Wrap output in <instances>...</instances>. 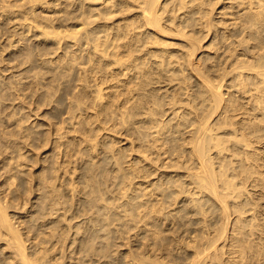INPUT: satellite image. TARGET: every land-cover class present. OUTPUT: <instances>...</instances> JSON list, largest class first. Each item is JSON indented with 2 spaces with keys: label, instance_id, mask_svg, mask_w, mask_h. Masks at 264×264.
<instances>
[{
  "label": "bare ground",
  "instance_id": "bare-ground-1",
  "mask_svg": "<svg viewBox=\"0 0 264 264\" xmlns=\"http://www.w3.org/2000/svg\"><path fill=\"white\" fill-rule=\"evenodd\" d=\"M224 1L0 0V19H22L19 44L37 38L14 45L24 73L0 75V264H264V0H229L215 21ZM12 94L28 111L9 124ZM114 128L126 150L101 141ZM116 179L132 186L119 203Z\"/></svg>",
  "mask_w": 264,
  "mask_h": 264
},
{
  "label": "rangeland",
  "instance_id": "rangeland-1",
  "mask_svg": "<svg viewBox=\"0 0 264 264\" xmlns=\"http://www.w3.org/2000/svg\"><path fill=\"white\" fill-rule=\"evenodd\" d=\"M210 1H212V0H210ZM229 0H225L223 3H221V5L219 4H217V6H216V8L214 9V11H213V17H214V20L215 21H220V20H223V21H225V20H227V19H230L229 17H230V13L231 12H233V10H231L230 9V7H228V8H226V10L224 11L225 13H226V15L225 14H223L224 12H223V10H222V8H223V6L224 5H226L227 4V6H229V2H228ZM225 3V4H224ZM224 4V5H223ZM1 9V8H0ZM217 9V10H216ZM220 10H222L221 12H222V14L221 13H219V11ZM1 12L0 13H2V9L0 10ZM229 11V12H228ZM231 11V12H230ZM45 13H48L46 10L44 11ZM19 15H16V17L15 16H13L14 18H17V19H14V18H12V19H10V17L6 20V16H5V18H3L2 16V18L0 19V25L2 26V25H4L3 26V29H0V75L2 76L1 78L3 79V77H5V78H8L9 76L10 77H12L13 76V74H17V75H21L22 74V72L24 73V70H25V66H27V63H26V65H24L23 66V64H21V63H19V61H17L14 57H15V55H17V54H21V51L20 52H18V53H16V51H15V48L16 47H18V48H20V46H21V48L22 47H24L23 45L25 44H27L28 42H26V41H29L30 42V40H31V42L30 43H32V42H34V43H36L37 41H36V37H34V35H32V31H30V33H27V30H26V36H24V38H25V40H23V38L20 40L21 42H20V44H19V42L17 41V40H19V38L18 37H20V35L19 36H15V35H17V34H15L14 35V33H15V31L17 32H19V31H21V30H24L23 29V27H21L22 25H23V23H21L22 25H20V23L19 22H21L22 21V19H20L21 17L19 16ZM21 20V21H19V19ZM5 19V20H4ZM2 20H4V21H2ZM12 20H17V21H12ZM5 21H6V23H5ZM9 21L11 22V23H9ZM15 22H17V23H15ZM220 25V28L221 27H224L223 25H221V24H219ZM15 27V28H14ZM26 27V26H25ZM8 28V29H7ZM17 28V29H16ZM15 29V30H14ZM19 29V30H18ZM25 29H27V28H25ZM222 29V28H221ZM2 30V31H1ZM3 30H4V32H3ZM222 31H223V29H222ZM204 32H205V30H204ZM1 33H4V34H1ZM9 33H10V35H9ZM12 34V35H11ZM30 34V35H29ZM197 34H199V33H197ZM8 35V36H7ZM29 35V36H28ZM32 35V36H31ZM10 37H12V38H10ZM214 37V36H213ZM213 37H212V34H210L209 35V37L203 42V44H205V47L203 48V49H201V50H199V52L197 53V55L195 56V59H194V62L195 61H197L196 63H199V58L200 57H207L206 56V54L208 53L207 51L209 50L208 49V44H210V42H211V40L213 39ZM31 38V39H30ZM34 38H36V39H34ZM216 39V42H220L219 40H217V37L215 38ZM10 40V42H11V40H15V41H12L13 42V45H9V44H12V42L10 43V42H8ZM39 41V40H38ZM25 42V43H24ZM19 45H18V44ZM23 43V44H22ZM14 45H16V47L14 46ZM10 46V47H9ZM4 48V49H3ZM6 48V49H5ZM18 48H16V49H18ZM177 49H179V48H181V45H178L177 47H176ZM225 50H226V47L225 46H223L221 49H220V53L222 52L223 54H225V56H226V52H225ZM5 51V52H4ZM8 51V52H7ZM13 51V52H12ZM15 51V52H14ZM177 51H180V49L179 50H177ZM14 53V54H13ZM197 59V60H196ZM2 62V63H1ZM13 64H15V65H13ZM18 64V65H17ZM21 65V66H20ZM22 66H23V68H22ZM2 67V68H1ZM18 67V68H17ZM6 68H8V69H6ZM10 68V69H9ZM20 68V69H19ZM18 69V70H17ZM24 69V70H23ZM5 70V71H4ZM9 70V71H8ZM21 70V71H20ZM21 72V73H19V72ZM4 72V73H3ZM7 76V77H6ZM24 81H26V79L24 80ZM29 93H30V91H29ZM28 92H27V97L29 96V97H32V95H30ZM11 96V97H10ZM9 97L11 98V99H8V100H5L4 101V104L6 105H8L10 108H8V111L10 112V110L13 108V107H11L12 105L14 106V107H16V108H18V112H17V115H16V117L15 116H13V117H11V122H9V124L10 123H12V122H14V121H16L17 120V118H19L20 116H23L24 115V113H26L28 110H32L33 112L35 111L34 110V108L33 107H37V104H35L36 102H33V101H36V98H35V100L33 99V101L31 100V102L29 101L30 100V98L29 99H27L29 102H28V104L30 103V106L28 105H25L24 106V108H27L28 110L26 111V109H20V102H19V100H13L14 99V95L12 94V95H10ZM26 97V98H27ZM33 98V97H32ZM31 98V99H32ZM11 100V101H10ZM13 100V101H12ZM26 100V99H25ZM26 100V101H27ZM14 103V104H13ZM35 105H34V104ZM18 104V105H17ZM6 105V106H7ZM27 106V107H26ZM30 109H29V108ZM46 107V108H45ZM33 108V109H32ZM47 110L48 108H47V106H42L41 107V109L39 110V111H41L40 112V114H39V111H38V109L36 110V111H38L37 113V115H33V117L30 119V121H29V123L31 122V121H38L39 123H42L43 122V120L45 119L43 116H44V114L47 112L45 109ZM10 109V110H9ZM12 110H14V109H12ZM44 111V112H43ZM46 111V112H45ZM7 112V111H6ZM35 113V112H34ZM43 114V115H42ZM3 116H4V114H2ZM7 114H5V116H6ZM2 117L3 118V120H5V121H3L4 123V126L5 125H8V124H6V120H7V116L6 117ZM36 116V117H35ZM39 116V117H38ZM2 118H0V121H2ZM16 119V120H15ZM14 120V121H13ZM29 123H26L25 125H30ZM45 123V122H44ZM11 126L12 125H10V128H11ZM2 128H4V127H2L1 126V122H0V131L2 130ZM41 128H43V127H41ZM114 129H116V128H114ZM126 132H122L121 130H119L118 131V129H116V131H110V130H103L102 131V134H101V141H104L105 143H111V141L112 142H114V147L116 148V150L118 151V150H120V149H122L123 147V149L124 150H126L125 148H127L128 147V145H130V137H126V136H128V135H126L125 134ZM74 133H69L68 135L69 136H72ZM70 138H72V137H70ZM127 139H129V140H127ZM44 150H39V151H35V152H38V153H40V154H42L41 156H39V158H44V156L47 154V152L45 151V152H43ZM35 152L33 153L32 151L30 152H28L29 153V155H32V154H35ZM39 154V155H40ZM32 157V156H31ZM75 158V161H77L76 163L79 165L80 164V169L79 170H82V171H87V169H88V167L90 166V162H91V160H92V157L91 156H88V155H85V157H84V159H82V158H77V157H79V156H74ZM131 158V157H130ZM8 159V158H7ZM96 160H98V159H96ZM23 167H22V171H24L25 173H27V174H31L32 175V177H36V176H39V174H40V171H41V167H40V164H36V165H31L30 164V161H28V160H23ZM79 162V163H78ZM76 163H74V164H71V167H73V166H78ZM7 164H4V162H1L0 163V197H2V199L3 200H7V203L8 204H10V199H9V195L7 196V192H8V190H7V181H6V178H5V166H6ZM85 167V168H84ZM83 168H84V170H83ZM111 169V168H110ZM14 171H15V169H14ZM115 175H118V174H116V172H115ZM138 180H141V178H138L137 179V181ZM136 181V180H135ZM142 181V180H141ZM34 183H35V180L33 181V185H34ZM79 183V182H78ZM118 179H116L115 181H114V183L111 185V187H110V190H109V192H107L108 194H106V196H108V197H110L111 199H113V200H111L110 198H108L107 197V200L109 199L110 201H113L114 203H119V202H122V201H126L127 200V198H128V195H132V186L131 185H129L128 187H127V191L128 192H123V190H121V188H120V186H118ZM19 185H20V179L19 178H15L14 179V186H13V188H15V187H19ZM36 187V186H35ZM37 193V192H36ZM36 193H32V194H25V193H22V197H20V199H19V202H21L22 200H32V202H34V201H36V202H38L39 201V199H38V196H36ZM67 193V195H68V192H66ZM64 197H65V194H64ZM65 198H67V197H65ZM116 201H119V202H116ZM17 205V204H16ZM31 204H28L26 207H27V210H28V208H29V210L32 208L31 206H30ZM34 205H36V203L34 204ZM68 204H66V206H67ZM42 210V209H41ZM14 209L13 208H10V213L11 214H13L14 213ZM43 211V210H42ZM20 212V211H19ZM24 212V211H23ZM27 213V214H26ZM26 213H21L22 215L21 216H25V214H26V217H23L22 219H28L27 217L29 216V215H31V213H29V212H26ZM24 214V215H23ZM52 218V216H47L46 217V219H39L38 221H36V226H34V228L35 227H39L40 229V231H43L44 229H45V231L46 230H48V229H50L49 228V226L51 225L50 223H49V221H50V219ZM78 220H80V218L78 219ZM77 220V221H78ZM76 221V219L73 221L74 223L75 222H77ZM32 224H34V222H32ZM35 225V224H34ZM27 243H29V242H27ZM125 248V247H124ZM2 249H4V252L2 253V254H0V263L1 262H4V261H7V258H8V256L10 255L9 253H8V249H7V247H6V244L5 243H1V241H0V252L2 251ZM125 249H121L119 252H120V255L121 254H124L125 253ZM69 259H67V261H68ZM73 263H74V261H72ZM92 262H90V264H91ZM96 262H94V264H95Z\"/></svg>",
  "mask_w": 264,
  "mask_h": 264
}]
</instances>
